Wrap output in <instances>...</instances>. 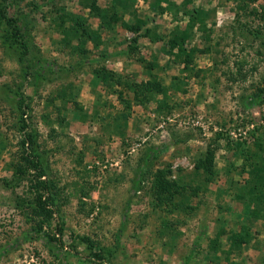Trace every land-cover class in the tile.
<instances>
[{
  "label": "rangeland",
  "instance_id": "374dc122",
  "mask_svg": "<svg viewBox=\"0 0 264 264\" xmlns=\"http://www.w3.org/2000/svg\"><path fill=\"white\" fill-rule=\"evenodd\" d=\"M263 9L9 0L31 54L0 30V264H264Z\"/></svg>",
  "mask_w": 264,
  "mask_h": 264
},
{
  "label": "trees",
  "instance_id": "16d2710c",
  "mask_svg": "<svg viewBox=\"0 0 264 264\" xmlns=\"http://www.w3.org/2000/svg\"><path fill=\"white\" fill-rule=\"evenodd\" d=\"M250 3H255L257 0H248ZM9 0H0V30L2 31V39L6 42L11 44L13 47H15L16 51L20 55V61H24L30 54H31V45L29 44L28 41L25 40L22 32L19 29V26L17 24V20L13 18H9L6 14L7 12V5H8ZM261 14L259 15H264V9L261 10ZM257 14V13H255ZM258 15V14H257ZM182 48V46H178ZM181 52L184 53L185 59L184 61L187 62V54L185 50L182 48ZM190 58V56H189ZM240 71V69H239ZM241 72V71H240ZM103 79H107V73L104 72L103 74ZM147 89V84L144 85ZM161 88V87H160ZM148 90V89H147ZM161 90V89H160ZM158 90L157 93H160ZM144 89H141L140 87L135 89L134 94L139 98V97H144L145 94ZM147 93V92H146ZM152 93V92H151ZM143 102L145 101V98H143ZM21 105H23V101H19ZM24 128V127H23ZM28 143H31V145L34 144V139H32L31 136H28ZM196 171H201L204 173L206 177V182H210V180L213 179L216 171L214 170V165H213V154L211 152H208L206 155V158L203 160H200L199 163L196 165L195 168ZM20 173H24V171L20 170ZM45 182H41V185H44ZM41 202V200H40ZM42 203V209L45 210V203ZM87 239L85 240V242ZM230 241L235 247H240L242 246L246 241H247V234L243 237L234 235Z\"/></svg>",
  "mask_w": 264,
  "mask_h": 264
}]
</instances>
